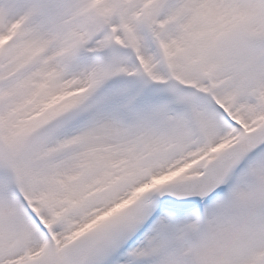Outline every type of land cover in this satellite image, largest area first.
Segmentation results:
<instances>
[{
    "label": "snow or ice",
    "instance_id": "6c2138e0",
    "mask_svg": "<svg viewBox=\"0 0 264 264\" xmlns=\"http://www.w3.org/2000/svg\"><path fill=\"white\" fill-rule=\"evenodd\" d=\"M0 264H264V0H0Z\"/></svg>",
    "mask_w": 264,
    "mask_h": 264
}]
</instances>
